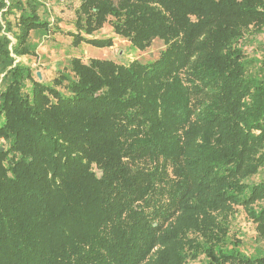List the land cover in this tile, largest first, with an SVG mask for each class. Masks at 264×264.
Segmentation results:
<instances>
[{
    "label": "trees",
    "instance_id": "obj_1",
    "mask_svg": "<svg viewBox=\"0 0 264 264\" xmlns=\"http://www.w3.org/2000/svg\"><path fill=\"white\" fill-rule=\"evenodd\" d=\"M0 0V264H264V0ZM110 24L151 61L73 56L49 81L34 33ZM259 176V179H256ZM255 223L247 246L235 229Z\"/></svg>",
    "mask_w": 264,
    "mask_h": 264
},
{
    "label": "rangeland",
    "instance_id": "obj_2",
    "mask_svg": "<svg viewBox=\"0 0 264 264\" xmlns=\"http://www.w3.org/2000/svg\"><path fill=\"white\" fill-rule=\"evenodd\" d=\"M49 8L51 17H58L59 24L63 30H73V22L75 18V9L79 4V0H42ZM96 37L113 36V46H96L87 42H82L79 46L72 44V38L67 33L50 32L48 35L33 34V39L39 41L37 57L28 59L21 57L23 62L31 63L34 72L41 73V79L49 81L56 74L57 70L65 69L69 65L71 57L78 56L84 60L90 58H111L117 62L128 63L134 59L141 61H151L156 59L160 51L165 47L161 38L156 37L150 46L141 50L133 46L130 41L123 39L115 34L110 24L96 33ZM247 53H259L264 44V32L254 34L247 38L245 43ZM39 77V76H38ZM264 175V169L261 172ZM259 179V176H256ZM241 230L244 241L247 246L253 248L256 243L255 223L249 220L246 214L241 210L236 214L235 229ZM190 264H206L204 256H200L197 261H191Z\"/></svg>",
    "mask_w": 264,
    "mask_h": 264
},
{
    "label": "water",
    "instance_id": "obj_3",
    "mask_svg": "<svg viewBox=\"0 0 264 264\" xmlns=\"http://www.w3.org/2000/svg\"><path fill=\"white\" fill-rule=\"evenodd\" d=\"M37 75L39 76V78H41V73L40 72H38Z\"/></svg>",
    "mask_w": 264,
    "mask_h": 264
}]
</instances>
